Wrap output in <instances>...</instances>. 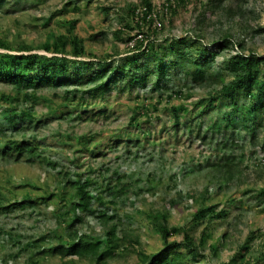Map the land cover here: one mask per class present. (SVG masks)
Returning <instances> with one entry per match:
<instances>
[{
  "label": "rangeland",
  "instance_id": "1",
  "mask_svg": "<svg viewBox=\"0 0 264 264\" xmlns=\"http://www.w3.org/2000/svg\"><path fill=\"white\" fill-rule=\"evenodd\" d=\"M150 1L158 17L153 24L146 23L138 28L134 23H139V19L134 17L132 21L121 10L128 6L141 8V0H0V40L7 41L11 47L9 50L0 48V53L15 55L19 54L17 51H23L21 47L37 46L29 52L24 51L45 54L40 46L52 36L65 34L67 29L63 21L74 19L73 33L83 40L86 52L98 60L106 54L112 55L111 60L130 55L134 40L127 38L134 36L146 44L142 32L150 37L152 33L151 38H155L157 44H164L169 39L191 37L193 30L198 29L203 31L201 44L207 45L205 53L214 57L200 68L207 77L212 75L226 81L229 77L224 70L225 63L236 49L216 54L209 47L212 41L220 42L228 27L236 40L245 41L242 53L264 55V31L255 33L264 27V0H248L246 4L239 0H223L219 4L212 0H183L179 4V0H170L174 6L166 14L161 12V6L168 0ZM230 8L240 16L228 24L226 16ZM124 24H129L132 29L123 30ZM119 30H123V34L116 35ZM179 50L186 53L189 44ZM86 59L94 61L93 58ZM142 63L141 60L137 66ZM151 64L153 66L154 62ZM156 66L151 77L154 83L160 80ZM196 69L191 67L190 71L193 73ZM125 73L116 85L110 84L102 97L98 94L84 97L81 107L75 106L79 93L74 102L64 104L65 93L75 87L85 91L92 86L89 83L76 86L75 78L67 87L39 90L38 98L33 102H25L19 94L18 102L14 104L16 109L31 107L33 119L30 124H23L27 129L23 128L19 133L12 135L10 129L6 130V138L0 141L24 136L36 146L37 154L34 159L25 154L18 161L0 162V194L8 199L27 194L41 196L63 181L64 193L61 195L64 197L67 180L75 175L88 179L89 191L103 199L109 208L107 213L114 214L115 220L102 225L95 219L97 214L79 212L81 220L74 227L87 229L89 235L98 236L115 225L118 236L123 229L138 241L136 245L126 243L116 249V253L103 264H139L136 255L139 249L151 253L163 248L159 231H155L150 222V211L168 212L169 225L189 230L199 202L217 204V211L224 210L227 215L222 222L214 220L209 228H213L215 235L228 233L224 247L216 257L207 249L200 251L205 258L186 255L190 264H220L228 262L238 252L245 255L238 264H245L247 260L252 264L257 259L260 264L264 262V204L261 197L256 198L258 190L264 188V114L253 133L246 131L245 123L232 131L225 128L228 124L225 115L232 113L231 108L204 110L199 106V100L206 97L208 88L197 87L189 78L180 80L181 76H178L169 86H173L174 91L180 90L181 94L171 95L169 99V93H163L159 98V92L151 91L150 80L143 84L145 87L125 89L124 85H134L138 79L129 69ZM173 73L174 68L168 71L169 76ZM111 76H105V84L110 79L114 83ZM1 95L12 97L13 90L0 83V103L3 105L6 101ZM238 102V112L245 115L247 102L243 97H239ZM181 106L187 108V113L179 112V122L175 126L170 108ZM131 117L137 120L136 125L130 123ZM217 121L222 127L220 131ZM184 122L186 126H183ZM223 129L232 135L228 138L229 144L231 140L235 141L231 150L240 173L228 184L218 187L217 182L208 179L207 163L209 160L213 163L216 156L222 154L216 150L215 144L223 139ZM203 137L206 140H202ZM40 159H47L50 165L40 163ZM115 173L123 176L121 183L125 185V191L109 196L110 191L118 190ZM108 187L110 190H106ZM179 193L183 196L180 201ZM61 205L59 197H54L48 204L38 200L23 210L2 214L0 238L2 231L16 233L22 236V241L47 235L51 245H56L55 235L59 231L56 216L62 212ZM94 207H97L96 202ZM205 226L204 223L191 229V235L198 238ZM250 232L255 235L248 241ZM180 239L178 234L168 241ZM246 244L250 245L249 253L242 250ZM16 251V247L0 246V256L6 257V264H32L29 255L24 253L16 260L9 258ZM91 262L87 259H61L50 254L40 260V264H93Z\"/></svg>",
  "mask_w": 264,
  "mask_h": 264
},
{
  "label": "trees",
  "instance_id": "2",
  "mask_svg": "<svg viewBox=\"0 0 264 264\" xmlns=\"http://www.w3.org/2000/svg\"><path fill=\"white\" fill-rule=\"evenodd\" d=\"M212 1L214 4L215 2L219 4L223 0ZM239 1L244 4L248 2V0ZM179 2L182 3L183 0H179L178 4ZM172 3L170 0L164 3L161 6V12L164 11L165 14L170 13L174 6ZM141 4V8L128 6L126 9L121 10L122 12L125 11L124 14L131 17L132 21L134 17L139 19L140 24L134 23L138 28L146 23L153 24L156 17H158L157 13L154 12L155 9L150 0H141ZM139 9L141 10L138 13ZM238 16H240L239 12L231 8L228 9L226 16L227 23L229 24L230 21ZM75 23L76 20L74 19L63 21L62 24L66 27L67 32L52 36L45 41L40 46L45 54L25 52H29L37 46L31 48L28 46L21 47L23 51L18 49L19 51L17 52L19 54L15 55L0 53V83L9 86L13 90L12 97L1 95V98L6 102L3 105L0 103V107L3 108L0 111V139L6 138V130L10 129L13 135L19 133L23 128L27 129V126L23 127V124L26 122L30 124V121L33 119L34 113L31 107L19 111L16 109L14 104L18 102L19 94L23 96L25 102L29 100L33 102L38 98L37 92L39 90L67 87L69 84H72V79L75 78L77 80L74 81L77 83L76 86H83L87 83L92 84V86L85 91H81L75 87L72 91L65 93L64 104L66 106L68 102H74L79 93L80 97L75 102V106L81 107L83 105L81 100L84 97H96V94L102 97L109 90L110 84L116 85L117 80H121L122 76L126 75V69L135 72L134 78L138 77V79L134 81V85H124L125 89H132L133 86L139 88L145 87L143 84L150 80L152 83L151 91L159 92V98H161L163 93H169L167 96L169 99L171 95H180L181 91H174L173 86H169V83L178 76L182 77H179L180 80H187L189 78L188 80L197 87L209 89L206 97H202L199 100L201 108L204 110L231 108L232 113L225 115L228 121V126L226 125L225 128L234 131L238 125L245 123L247 125V132L253 133L255 131L257 121L264 114V55L259 56L251 52L242 53L241 50L244 47L245 41L243 39L236 40L230 31V27L223 32L219 43L212 41L209 47L216 54L229 51L232 48L236 49L234 55L230 56L225 63L224 70L229 78L224 81L221 77L212 75L207 77L203 69L200 68L203 64L214 60V57H210L205 53L207 45L201 44L203 38L202 30L194 29L191 37L185 36L169 39L164 44H157L155 38H151L152 33L150 37L147 33L138 30L144 34L142 38L146 39V44L143 43V40L135 39L134 36H131L127 38L129 41L134 40V48L131 49L130 55L123 59L115 57L111 60L112 55L106 54L103 57H99L98 60L95 56L92 57L90 53L86 52L83 40L73 33ZM122 29L131 30L132 27L129 24H124ZM123 30L116 31V35L123 34ZM262 31H264V27L258 28L255 33ZM187 44H189V50H186V53L180 52V47L187 46ZM0 48L11 49L7 41L3 40H0ZM24 49L27 50L24 51ZM48 53H50V56L47 55ZM86 58H93L94 61L91 59L87 60ZM141 60L143 61L142 65L137 66ZM159 60H162L163 63L159 64ZM151 62H154L153 66ZM155 64L158 66L156 67L160 77V80H157L156 83L151 79L155 72ZM191 67L197 68L195 72L192 73L190 71ZM172 68H174V73L172 76H169L168 71ZM221 69L219 67V70ZM107 74H112L111 78H113L114 83L110 82L111 79L108 80L107 84L104 83L103 80ZM239 97H243L248 104V110L245 115L237 110L240 105L238 102ZM170 112L175 126H177L180 118L179 112L187 113V108L182 106L171 107ZM66 114L71 116L70 112ZM136 121L135 117H131V124H135ZM216 124L219 131L222 130L218 121ZM186 125L187 123L184 122L183 126ZM223 132V139L215 144L216 150L222 154L216 156V160L213 163L210 160L209 163L207 160L210 170L207 173L208 176L210 175L208 179L217 182L218 187L228 184L240 173L237 159L232 155L231 150V145H235V141L231 140L232 143L230 145V139L228 138H231L232 135L230 136L225 129H223ZM251 136L254 137V135ZM202 140H206V137H203ZM36 150V146L31 141L26 140L24 136L19 139L7 137L5 141H0V162L18 161L25 154L34 159L37 154ZM39 161L40 163L46 162L47 166L50 165L47 159H40ZM262 164H264V159L262 160ZM115 175L118 190L110 191L109 196H114L116 193L120 194L125 191V185L121 183L123 176L118 173H115ZM63 186V181L58 182V188H53L49 193L36 197L27 194L25 197L8 199V197L0 194V216L8 214L11 211L15 212L16 209L23 210L26 206L35 205L38 200H42L48 204L54 197H59V203H62L59 207L62 209V212L56 216V223L59 228L58 233L55 235L57 244L51 245L47 235L41 238L35 237L22 241V236L2 231V238H0L1 248H4L6 245L17 248L16 252L9 255V258L16 260L19 255L24 253L29 255L32 264H40V260L45 259L50 254L57 255L61 259H87L92 261L91 263L93 264H103L116 253V249L123 247L126 243L129 246L133 242L135 245L138 244L136 237L132 239L131 235L123 229H120V236H118L115 231V225L110 226L98 236L89 235L87 229L74 227L81 220L79 212L83 214L86 212L97 214L95 219L102 225L115 220V215L107 213L109 209L107 204L103 202L102 198H97L95 193L89 191L90 182L86 178L83 179L81 175H75L65 182L67 192H65L64 197L61 195L64 193L62 191ZM106 190H110V188L108 187ZM259 197H261L264 204V188L258 190L256 198ZM182 199L183 196L179 193L178 200ZM94 202L97 203L96 208L94 207ZM110 204L113 205V202L111 201ZM217 208V204L206 205L202 201L199 202L198 209L192 214L189 230L185 227L169 225L167 220L168 212L150 211L151 215H148L150 222L154 230L159 231L163 248L151 253H145L139 249L136 253L137 262L139 264H190L191 262L188 261L186 255L205 258L204 255L200 254V251L204 249H207L210 254L216 257L219 254V250L224 247V243L228 237L226 231L221 235H215L213 228H209V225L214 220L222 222L227 215L226 211H217ZM204 223L206 226L200 231L198 238L191 235V229ZM178 234L181 235L180 240L168 241L171 236ZM254 235V232H250L247 237L248 241ZM219 241L220 243H218ZM242 250L245 253H249L250 245H244ZM5 258L3 255L0 256V264H6ZM244 258V252H238L228 262L220 264H238ZM259 260L253 261L252 264H260ZM244 263L250 264L251 262L247 260ZM261 264H264V262Z\"/></svg>",
  "mask_w": 264,
  "mask_h": 264
},
{
  "label": "built area",
  "instance_id": "3",
  "mask_svg": "<svg viewBox=\"0 0 264 264\" xmlns=\"http://www.w3.org/2000/svg\"><path fill=\"white\" fill-rule=\"evenodd\" d=\"M140 10H141V9L138 10V13H139ZM140 15H141V14H140ZM155 21H156V20H154V22H155ZM154 22H153V23H154Z\"/></svg>",
  "mask_w": 264,
  "mask_h": 264
}]
</instances>
